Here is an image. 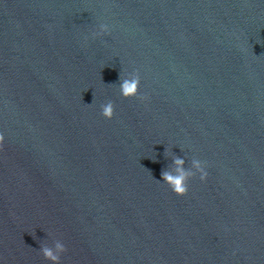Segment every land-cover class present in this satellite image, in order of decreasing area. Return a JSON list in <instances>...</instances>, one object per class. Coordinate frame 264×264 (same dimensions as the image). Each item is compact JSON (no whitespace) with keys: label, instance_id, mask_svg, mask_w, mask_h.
<instances>
[{"label":"clouds","instance_id":"clouds-1","mask_svg":"<svg viewBox=\"0 0 264 264\" xmlns=\"http://www.w3.org/2000/svg\"><path fill=\"white\" fill-rule=\"evenodd\" d=\"M108 32L107 25H100V33H93V36ZM140 77L138 73L129 74L127 78L120 76V93L124 98L139 97L141 100L146 99L144 96L139 95ZM101 114L105 119H112L114 112V104L108 101L106 104L101 105ZM4 142V135L0 133V147ZM174 166L171 169L165 170L161 173L162 180L177 196H184L188 192V181L193 178L197 173L200 174L201 181L207 178V172L204 169L203 163L193 158L191 161V168L185 169V160L179 157H174ZM193 169L195 171H193ZM160 181V180H158ZM67 248L60 240H55L52 247L47 244L41 245L40 252L43 257L51 261L52 264H60L61 254L65 253Z\"/></svg>","mask_w":264,"mask_h":264}]
</instances>
